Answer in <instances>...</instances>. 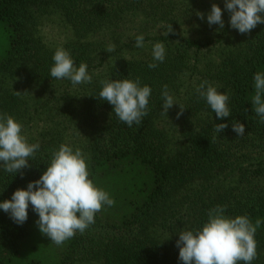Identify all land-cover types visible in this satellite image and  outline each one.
<instances>
[{
	"label": "trees",
	"instance_id": "16d2710c",
	"mask_svg": "<svg viewBox=\"0 0 264 264\" xmlns=\"http://www.w3.org/2000/svg\"><path fill=\"white\" fill-rule=\"evenodd\" d=\"M213 3L222 9L223 29L207 23ZM229 20L224 0H0L8 41L0 60V113L22 122L29 142L40 144L23 177L0 166V202L39 179L62 143L89 155L93 181L115 174L132 181L117 205L118 220L98 212L83 234L63 243L59 264H183L179 231L201 228L217 205L230 217L262 220L252 264H264V123L251 103L254 74L264 72V24L240 34ZM168 24L174 34L166 36ZM141 34L144 47L136 48ZM156 42L164 44L165 60L149 69ZM109 44L114 51H106ZM61 46L77 67L87 64L91 83L73 86L50 76ZM136 77L152 92L148 115L128 127L99 98L100 81ZM205 80L229 94V117L218 119L198 97ZM165 84L185 108L179 118L178 105L162 113ZM235 121L244 124L243 136L232 130ZM220 123L228 127L216 134ZM31 215L29 206L18 225L0 209V264H13Z\"/></svg>",
	"mask_w": 264,
	"mask_h": 264
},
{
	"label": "clouds",
	"instance_id": "9594fccd",
	"mask_svg": "<svg viewBox=\"0 0 264 264\" xmlns=\"http://www.w3.org/2000/svg\"><path fill=\"white\" fill-rule=\"evenodd\" d=\"M224 9L230 13L229 26L240 34H248L258 24H264V0H224ZM196 15L203 20L204 13ZM207 23L224 27L222 9L215 3L207 14ZM174 34L170 24L165 35ZM134 47H144V36L137 35ZM115 50L109 44L106 51ZM166 50L162 42L152 47L153 62L149 69L158 66L156 62L165 60ZM54 64L50 67V76L55 79H67L73 86L92 82L85 62L77 67L71 53L64 47H58L52 57ZM99 98L112 106V111L128 127L140 125L142 118L148 115V104L152 89L141 86L140 78L104 79L100 81ZM255 94L252 106L255 113L264 123V72L254 74ZM21 95V92L14 91ZM199 98L206 100L218 119L229 117V94L219 91L218 87L202 81L196 88ZM162 113L167 116L168 110L175 102L168 86H162ZM179 106L177 118L184 107ZM226 123L214 124V132L221 133ZM23 124L7 113H0V166L8 173H20L30 168L28 161L40 149L39 142L30 143L23 132ZM232 130L237 136H243L244 124L235 121ZM216 137L214 136L213 139ZM90 157L80 147L67 143L59 145L51 152V159L39 179L31 181L25 188L16 189L10 199L0 202V209L9 214L10 219L22 225L28 218V209L38 214L35 222L39 231L50 238L57 246L73 238L77 232L83 234L95 223V216L104 206L115 204L108 191L97 186L90 179L88 170ZM226 206L217 205L207 213V221L201 228L180 230L176 247L179 249V260L183 264H252L258 258L255 234L262 224L257 218L255 223L245 214L234 218L225 215Z\"/></svg>",
	"mask_w": 264,
	"mask_h": 264
},
{
	"label": "rangeland",
	"instance_id": "374dc122",
	"mask_svg": "<svg viewBox=\"0 0 264 264\" xmlns=\"http://www.w3.org/2000/svg\"><path fill=\"white\" fill-rule=\"evenodd\" d=\"M7 45V36L0 24V60L4 57ZM128 175L115 174L112 177L109 175H97L94 179V183L108 191L111 198L115 201L114 207L104 206L101 210L102 215L108 217L110 220H118L121 216L122 200L127 197V189L132 184ZM101 182L102 184H100ZM117 205H120V209ZM37 220L38 214L32 211L30 222L28 223V233L19 240L18 254L14 257L13 264H59L63 244L57 246L51 242L49 237L42 234L35 223Z\"/></svg>",
	"mask_w": 264,
	"mask_h": 264
}]
</instances>
